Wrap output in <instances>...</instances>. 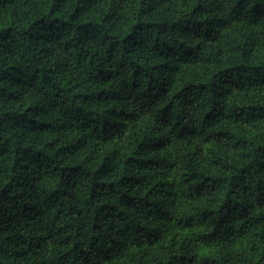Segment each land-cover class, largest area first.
Returning <instances> with one entry per match:
<instances>
[{
    "label": "trees",
    "instance_id": "16d2710c",
    "mask_svg": "<svg viewBox=\"0 0 264 264\" xmlns=\"http://www.w3.org/2000/svg\"><path fill=\"white\" fill-rule=\"evenodd\" d=\"M0 264H264V0H0Z\"/></svg>",
    "mask_w": 264,
    "mask_h": 264
},
{
    "label": "rangeland",
    "instance_id": "374dc122",
    "mask_svg": "<svg viewBox=\"0 0 264 264\" xmlns=\"http://www.w3.org/2000/svg\"><path fill=\"white\" fill-rule=\"evenodd\" d=\"M244 77H255L256 74L254 72H243L242 74ZM235 77L238 78L239 74H235Z\"/></svg>",
    "mask_w": 264,
    "mask_h": 264
}]
</instances>
